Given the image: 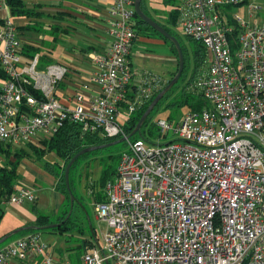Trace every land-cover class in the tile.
<instances>
[{
    "label": "built area",
    "instance_id": "2783aa9c",
    "mask_svg": "<svg viewBox=\"0 0 264 264\" xmlns=\"http://www.w3.org/2000/svg\"><path fill=\"white\" fill-rule=\"evenodd\" d=\"M110 1L109 42L102 54L89 55L95 89L81 83L65 102L56 91L67 67L25 55L16 29L0 19V143L37 144L65 121L108 139L122 135L116 116L129 85L125 116L161 80L146 74L131 83L133 0ZM177 2L180 34L204 50L194 85L208 109L183 115L174 127L157 120L156 131L170 132L173 142L126 141L104 202L93 204L106 224L103 246H85L78 264H264V22L246 26L225 15L246 0ZM263 8L264 0H250L249 17ZM32 202V191L17 187L6 201ZM51 250L26 234L0 247V264H70Z\"/></svg>",
    "mask_w": 264,
    "mask_h": 264
},
{
    "label": "rangeland",
    "instance_id": "374dc122",
    "mask_svg": "<svg viewBox=\"0 0 264 264\" xmlns=\"http://www.w3.org/2000/svg\"><path fill=\"white\" fill-rule=\"evenodd\" d=\"M250 0H246V3H243L238 6H230L228 8L229 16H238L239 20L244 23L246 26H253L261 23V17L264 14L263 11L258 13H253L252 17H249L247 12V4ZM144 11L151 20L165 25L174 38L187 50L193 46V43L189 39L183 37L180 34V29L177 24H171L165 21L167 20L166 16L174 8L178 6L177 0H143ZM7 21L16 29L21 25L29 24L33 22L39 23V31L44 36V42L40 47V53L47 56L48 63H57L61 61L62 51H66L69 46L64 41H53L52 35L50 34L47 26L49 20L46 16H43L39 19H26L24 17H13L8 16ZM133 25V30L138 33L139 37L136 38V42L131 48V63L130 70L134 76L131 77L132 81H136L138 78L146 75L150 70L148 64L142 62L143 58L151 55V75H160L166 81L170 72H173L174 68H169L164 65V62L167 59H173V55L170 52L169 45L166 42H163L156 35H153L150 30L145 26L139 25L137 19L133 17L131 19ZM147 30L152 34L151 41L148 37H141L140 31L138 30ZM19 32V30H18ZM17 32V33H18ZM144 32V31H143ZM37 37L35 30L24 31L22 34L19 33L18 37L20 39L26 37ZM69 50V49H68ZM137 58L139 60H135ZM147 59V58H146ZM47 63V62H46ZM189 72V71H188ZM178 85V84H177ZM173 100V99H172ZM171 99H161L159 104L151 111L149 115V122H151V127H142L140 132L143 133L145 139L151 145H163L168 142H173L175 137H173L170 132L165 136L159 134L154 128V123L157 120H163L168 122L172 127H174L180 118L187 114L190 110L187 105L182 106H167ZM191 102V101H190ZM206 105V102L204 103ZM125 111L119 110L116 116V123L121 125L125 117ZM137 134H135V137ZM126 141L111 145L109 147L93 151V153H88V155L78 162L74 171L70 172L71 179V192L74 197L77 199L73 202L69 213V231L64 233L50 232L47 230H38L34 231L39 237V239L48 244L53 250V253L61 260L66 257L68 261L75 262L77 257H79L83 251L82 244L85 241H90L97 249H101L103 246L102 236L106 230V224L95 218L93 212V196L101 194L103 189L98 185L97 181L100 178L102 171L105 170L109 175L115 171L116 165L118 163L119 155L125 151ZM52 155L49 154L45 157V160L51 161ZM3 161L2 159H0ZM2 164V163H0ZM24 206L29 207L31 204L23 203ZM0 209L2 211L0 216V236L12 229L13 225H16L17 221L9 217L8 210H13L12 206L7 203H1ZM45 207L42 213L46 215L51 225L56 224L57 217L61 216L62 212L65 210L64 207H60L57 214H52L51 211L47 210ZM69 211V207L67 212ZM13 212L19 216L22 220L26 219L22 217L19 213ZM43 215V214H42ZM27 220V219H26ZM49 224V225H50ZM14 231V230H12ZM22 232H19L15 235L9 236L3 243L0 244V247L7 242L19 238Z\"/></svg>",
    "mask_w": 264,
    "mask_h": 264
},
{
    "label": "trees",
    "instance_id": "16d2710c",
    "mask_svg": "<svg viewBox=\"0 0 264 264\" xmlns=\"http://www.w3.org/2000/svg\"><path fill=\"white\" fill-rule=\"evenodd\" d=\"M2 2L7 8L9 16L30 17L31 15L35 14L34 12L26 9V7L24 6L23 0H2ZM140 9L146 15L144 11V6H143V0L140 1ZM173 13L174 12H172L171 23L175 24L176 16ZM133 17L137 19V23L139 25L145 26L148 30L151 31L153 35H156L157 37H159L163 42L168 43L170 52L173 55V59L175 61V66H174L173 72L170 73L169 78L166 81L164 80L160 82L159 87L151 94V96L144 102V104L141 105L136 110H134L132 114L124 117L123 122L120 125L123 136L131 132L136 122L138 121L139 117L144 112L146 107L149 105L151 100L163 88V86L171 79V77L174 75L176 71V52L172 44L169 43L167 40L163 39L158 33H156L154 30L146 26L143 22H141L135 16V14L133 15ZM161 27L169 35L173 36L166 27L164 26H161ZM25 29L28 30L29 27L27 26L25 27ZM143 30L144 32H148L147 30H145V28ZM191 42L193 43V46L190 48V50L185 49L178 42L181 55H182V62H183L182 71L176 83L161 97V99H164V98L165 99L168 98L171 100L173 99L171 102L168 103L167 106L169 107L187 105L190 110L188 113L198 112L203 109H208V105L204 104L205 101L202 99L199 91L194 85L196 77L203 67L204 50L200 44L194 41H191ZM23 51L25 55L27 56L31 54H37V49L29 45H23ZM40 61H41V64H49L48 62L46 63V60L42 59ZM4 79H5V75L3 71L0 69V81H3ZM133 93H134V86L129 85L126 95H125V100L120 104L121 110L125 111V109L127 108L128 104L130 103L133 97ZM159 101L154 106V108L159 104ZM149 115L144 120L142 126L140 127V130L142 127H151V122L148 121ZM121 136H117L116 138H113V139H108V138L102 137L98 131L83 130L81 124L79 123H71V122L65 121L58 128L57 132H55L52 136H50L48 140L40 141L37 144L28 142V143L22 144L21 146L16 147L8 143H0V157L3 159L2 164H0V204L3 202L6 203L7 198L12 193L13 183L15 180V169H16L18 162L22 159L28 160L29 162L33 164H37L38 166H40V168L43 171L47 172L50 176H52L54 179L55 191L58 192L63 197V202L61 206L64 207L65 210L62 212L61 216L57 217V220L55 223L57 224L61 222L58 227H54V228L47 227L50 224L48 218L46 216L39 215L38 213L33 211V219L29 223H27L25 226H23L22 228L34 227L36 229L21 230L20 232L22 233L20 237L26 234H36L34 233V231H38V230H47L50 232H57V233H64L66 231H69L70 227H67V224L72 225L71 222L69 224V216L66 220H64L67 214L68 207H69L68 205L69 198H68V194L66 192L64 182H63V169L65 165L70 160V158L74 154H76L78 151H80L81 149L87 148V147L104 145V144L110 143L114 140L121 138ZM137 138L145 139V137L143 136V133L140 132L136 137L135 135L130 137L128 141L131 142ZM89 153L91 154L93 152H89ZM49 154L55 157L54 161L45 160V157ZM87 155L88 153L80 155L69 167L68 186H69L70 192H71L70 172L71 170L74 171L78 162L84 159ZM113 176H114V172L110 173L109 175L105 170L102 171V174L97 181L101 189L104 188L106 182L110 181ZM71 195L74 198L73 201H76L77 199L74 197L72 192H71ZM104 200H105V195H104V192L102 191L101 194H97L93 196L92 204L101 203V202H104ZM1 213L2 211L0 209V216H1ZM5 235L7 234L1 235L0 238H2ZM89 244L91 245L90 241L83 242L82 244L83 250L85 246Z\"/></svg>",
    "mask_w": 264,
    "mask_h": 264
},
{
    "label": "crops",
    "instance_id": "0c3cea01",
    "mask_svg": "<svg viewBox=\"0 0 264 264\" xmlns=\"http://www.w3.org/2000/svg\"><path fill=\"white\" fill-rule=\"evenodd\" d=\"M23 3L26 9L35 13L30 17L24 18L28 20H37L43 16H46L49 20L47 30L49 29L50 34L52 35V40L59 42L64 41L63 43H67L69 46L67 49H65L66 51H62L61 61L57 62L65 65L68 69V73L65 75V78L59 83L57 87L56 98L61 102H65L72 96V90L81 83L87 84L91 90H94V85L89 81L91 72L94 67V62L91 60L89 55L91 56L92 53H94L95 55L102 54L109 42V36L106 31L104 20L106 9L111 5V1L23 0ZM261 11H263L264 13V8ZM172 12H174L173 14L177 18L176 7L167 14V20L165 21V23H171ZM227 14L228 7L226 9L225 15ZM8 16L9 14L7 8L4 6L0 7V19H8ZM261 22H264V14L261 17ZM155 23L157 24V22ZM31 24L32 25H30L29 23L17 27L16 31L18 32L19 30L17 34L19 35V33L22 34L24 31L35 30L37 33L36 38L28 36L26 38H22L21 41L24 45H29L33 48H36L37 54L40 56V60L43 59L48 62L47 56L41 54L39 50L44 42V36L39 31V23L33 22ZM158 25L166 27L165 25L159 23ZM27 26L29 27L28 30L25 29V27ZM143 31L144 30L140 31V36L148 37L150 39L149 41H151L150 36H152V34ZM134 34L135 36L131 48L136 42V38L139 37L138 33H136L135 31ZM131 48L128 55L129 66L131 63ZM146 58H143L142 62L149 65L150 70L147 74L151 75V55L146 56ZM133 59L139 60L137 58ZM164 65L169 68H174L175 61L171 58L167 59L164 62ZM132 76H134L133 73ZM152 76L158 77L159 79H161V81H164V78L160 75ZM139 79L140 78L131 83L135 84L137 81H139ZM52 158L53 159L51 161H54L55 157L53 155ZM0 159L2 158L0 157ZM2 162L3 161L0 160V163ZM13 187L31 190L33 194V202L30 203V208L24 206V204H21L19 206L10 205L16 213H19L27 220H22L21 218H19V216H17L13 212V210H8L9 217L15 219L17 223L16 225H13L14 227H12V229L3 234H9L12 232V230L20 229L27 223H29L33 219V211L38 213L39 215L43 214V216H46L47 214L45 215L44 213H42V211L45 207H47V210L51 211L52 214H57L62 205L63 197L55 191L53 177L50 176L47 172L43 171L40 166H38L37 164H33L28 160L22 159L18 162L15 169V180L13 183ZM51 254L54 258H59L55 255V253H53V250H51ZM77 263L78 257L75 262H71V264Z\"/></svg>",
    "mask_w": 264,
    "mask_h": 264
},
{
    "label": "water",
    "instance_id": "95a60500",
    "mask_svg": "<svg viewBox=\"0 0 264 264\" xmlns=\"http://www.w3.org/2000/svg\"><path fill=\"white\" fill-rule=\"evenodd\" d=\"M140 1L141 0H133V11L135 16L141 21L143 22L146 26H148L149 28H151L152 30H154L156 33H158L163 39L167 40L169 43L172 44V46L174 47V50L176 52V71L174 73V75L171 77V79L163 86V88L154 96V98L151 100V102L149 103V105L146 107V109L144 110V112L141 114V116L139 117L138 121L136 122L134 128L131 130V132L125 136H122L121 138L114 140L110 143L104 144V145H100V146H93V147H87V148H83L80 151H78L76 154H74L70 160L67 162V164L65 165L64 169H63V182H64V186L66 189V192L68 194V198H69V211L67 212L64 220H66L69 216L72 204H73V196L71 195V192L69 190V186H68V170L69 167L71 166V164L80 156L89 152H93L99 149H103L106 147H109L111 145L123 142V141H127L130 137H132L135 134H139L140 133V127L142 126L144 120L146 119V117L149 115V113L152 111V109L154 108V106L157 104V102L161 99V97L176 83V81L178 80L181 71H182V55H181V51L179 48V44L177 42V40L169 35L161 26H159L158 24H156L153 20H151L149 17H147L140 9ZM63 222V221H62ZM61 223V222H60ZM60 223L57 224H53V225H49L47 227L49 228H54V227H58L60 225ZM29 229H36L34 227H26V228H20L17 230L12 231L11 233L3 236L2 238H0V244L3 243L9 236L11 235H15L18 232H20L21 230H29Z\"/></svg>",
    "mask_w": 264,
    "mask_h": 264
}]
</instances>
